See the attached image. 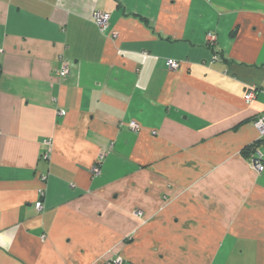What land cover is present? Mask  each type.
Returning <instances> with one entry per match:
<instances>
[{
    "label": "crops",
    "instance_id": "1",
    "mask_svg": "<svg viewBox=\"0 0 264 264\" xmlns=\"http://www.w3.org/2000/svg\"><path fill=\"white\" fill-rule=\"evenodd\" d=\"M0 68V264H264V0H0Z\"/></svg>",
    "mask_w": 264,
    "mask_h": 264
},
{
    "label": "built area",
    "instance_id": "2",
    "mask_svg": "<svg viewBox=\"0 0 264 264\" xmlns=\"http://www.w3.org/2000/svg\"><path fill=\"white\" fill-rule=\"evenodd\" d=\"M92 21L94 24L99 28L100 31H103L108 24L109 21V15L106 13H101V12H94L91 16ZM115 37V34L112 35ZM215 35L212 33L207 34V41L212 45L215 43ZM167 70L169 71H176L180 67V63L173 61V60H167L165 64ZM68 74V69L66 67H62L60 72L58 73L60 78H64ZM253 99V93L252 90H249L245 96L244 100L246 103H249ZM61 116L65 115V112H60ZM252 125L257 131L258 138L255 142L256 147L251 154L249 158V166L253 172L256 174L260 175L264 173V113L257 116L255 119L252 121ZM131 128L133 130H136L138 126L136 124H131ZM43 145L46 147V152L43 154L44 159H48L49 157V148L51 147V140H45L43 142ZM102 159V158H101ZM93 173L95 175L99 174V168L95 167L93 168ZM40 181L42 183V186L37 190V202L35 204V210L37 212H41L43 209V197H44V186L43 184L46 182V177L41 176ZM137 216H140L141 214L139 212L136 213ZM122 259L120 257L114 258V259H108L106 260L103 264H121Z\"/></svg>",
    "mask_w": 264,
    "mask_h": 264
},
{
    "label": "trees",
    "instance_id": "3",
    "mask_svg": "<svg viewBox=\"0 0 264 264\" xmlns=\"http://www.w3.org/2000/svg\"><path fill=\"white\" fill-rule=\"evenodd\" d=\"M0 76H1V68H0Z\"/></svg>",
    "mask_w": 264,
    "mask_h": 264
}]
</instances>
